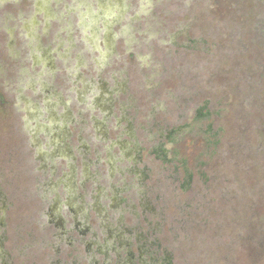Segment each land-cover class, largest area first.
I'll return each instance as SVG.
<instances>
[{"label": "rangeland", "instance_id": "374dc122", "mask_svg": "<svg viewBox=\"0 0 264 264\" xmlns=\"http://www.w3.org/2000/svg\"><path fill=\"white\" fill-rule=\"evenodd\" d=\"M0 264H264V0H0Z\"/></svg>", "mask_w": 264, "mask_h": 264}]
</instances>
